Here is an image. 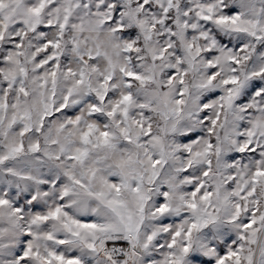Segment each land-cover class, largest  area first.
I'll return each instance as SVG.
<instances>
[{"label":"snow or ice","instance_id":"1","mask_svg":"<svg viewBox=\"0 0 264 264\" xmlns=\"http://www.w3.org/2000/svg\"><path fill=\"white\" fill-rule=\"evenodd\" d=\"M0 264H264V0H0Z\"/></svg>","mask_w":264,"mask_h":264}]
</instances>
